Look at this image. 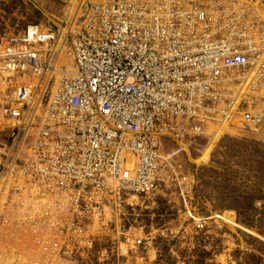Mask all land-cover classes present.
Segmentation results:
<instances>
[{"label": "built area", "instance_id": "1", "mask_svg": "<svg viewBox=\"0 0 264 264\" xmlns=\"http://www.w3.org/2000/svg\"><path fill=\"white\" fill-rule=\"evenodd\" d=\"M85 10L66 35L74 73L56 76L60 34L42 46L25 30L0 47V82L10 88L0 120L35 133L24 165L0 168V185L10 179L19 199L28 184L61 196L74 218L118 210L180 183L172 159L208 134L210 121H264V28L242 4L101 0ZM69 227L83 231L76 220Z\"/></svg>", "mask_w": 264, "mask_h": 264}, {"label": "rangeland", "instance_id": "2", "mask_svg": "<svg viewBox=\"0 0 264 264\" xmlns=\"http://www.w3.org/2000/svg\"><path fill=\"white\" fill-rule=\"evenodd\" d=\"M90 1L95 0H0V47L11 34L36 28L53 37L63 29V46L69 48V27ZM219 1L242 4L264 28V0ZM65 49L54 61L58 67L62 55H70ZM5 84L0 82V105L9 98ZM221 127L216 136L207 127L193 148L172 159L180 183L165 182L118 210L74 218L50 188H37L36 197L26 189L30 199L23 194L21 200L3 179L0 264H264V121ZM34 135L0 120V168L6 174L14 160V167L24 165ZM72 220L82 233L68 234Z\"/></svg>", "mask_w": 264, "mask_h": 264}, {"label": "bare ground", "instance_id": "3", "mask_svg": "<svg viewBox=\"0 0 264 264\" xmlns=\"http://www.w3.org/2000/svg\"><path fill=\"white\" fill-rule=\"evenodd\" d=\"M101 0H95V1H91L92 3H99ZM86 11V10H85ZM83 15H84V13L83 14H81L79 17H76L75 19H74V21H73V24H72V26L71 27H69V30L70 29H72V30H77L78 29V27L77 26H79L80 25V23H81V20H82V17H83ZM42 30V29H41ZM38 31V32H37ZM42 31H44V30H42ZM26 33H28V35L30 36V38H31V40H34V39H36V40H38L39 38H41V40H42V43L44 44V45H42V46H45V45H47L48 44V42H49V39L48 38H50V37H52L54 34H50L48 31H46V32H41L40 31V29H37L36 30V28H33V29H30L29 31L27 30L26 31ZM36 33H39V35L38 34H36ZM62 33H63V29L61 30V37H57V39L59 38V41H58V45H59V51L60 52H62V53H64L63 51H64V46H63V43H64V40H63V36H62ZM38 35V36H37ZM66 40V39H65ZM253 44V43H252ZM6 46V42L1 46L2 47V49L4 48ZM259 46H262V47H264V45H257V47H259ZM252 47H254V48H256V46L254 45V46H252ZM69 53V52H68ZM70 54V53H69ZM261 56H262V54H260ZM71 58H70V57ZM69 56H66V55H62V58H63V60L65 61V62H61L62 64L60 65V67H58V65H56V70H57V77H61V73H74L75 71H76V68H75V66H74V63H73V58H72V54H70ZM261 56L260 57H258L257 59H259L260 60V58H261ZM65 59H67L68 61H66ZM64 64H65V66H64ZM67 66V67H66ZM16 91V90H15ZM14 91V92H15ZM13 92V93H14ZM222 125H220L219 124V122L217 123V122H215V121H210L207 125H206V128L208 127L209 129H210V131H212L211 133L213 134V136H216V135H219L220 134V132L222 131V127H221ZM224 126H227L226 124H224ZM208 129V130H209ZM134 154H132V153H130V154H128V157H127V163H128V165H130V167L131 168H133L134 166H135V164H134ZM9 176V175H8ZM6 181H8V183L10 182V179H8V180H6ZM6 181H4V183L6 182ZM23 183H25L24 181H22V179H19V184H23ZM1 186V185H0ZM26 187H25V189H24V191L26 192V188L28 187L29 188V190L31 191L29 194L30 195H32V196H34V197H36V195L39 193V190L37 189V188H35V187H32L33 185H28V184H26L25 185ZM30 188H32V189H30ZM57 192H59V190H56V193ZM33 193V194H32Z\"/></svg>", "mask_w": 264, "mask_h": 264}]
</instances>
